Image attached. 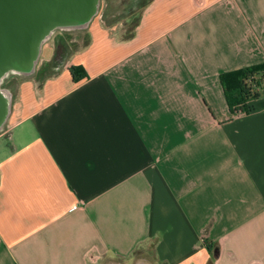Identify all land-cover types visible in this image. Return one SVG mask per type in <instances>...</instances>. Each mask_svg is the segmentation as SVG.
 <instances>
[{"label": "crops", "instance_id": "0c3cea01", "mask_svg": "<svg viewBox=\"0 0 264 264\" xmlns=\"http://www.w3.org/2000/svg\"><path fill=\"white\" fill-rule=\"evenodd\" d=\"M142 5L5 78L0 264H264V89L232 114L220 83L264 62V0Z\"/></svg>", "mask_w": 264, "mask_h": 264}, {"label": "water", "instance_id": "95a60500", "mask_svg": "<svg viewBox=\"0 0 264 264\" xmlns=\"http://www.w3.org/2000/svg\"><path fill=\"white\" fill-rule=\"evenodd\" d=\"M100 5L101 0H0V130L12 102L5 78L33 74L44 42L56 30L88 27Z\"/></svg>", "mask_w": 264, "mask_h": 264}, {"label": "trees", "instance_id": "16d2710c", "mask_svg": "<svg viewBox=\"0 0 264 264\" xmlns=\"http://www.w3.org/2000/svg\"><path fill=\"white\" fill-rule=\"evenodd\" d=\"M58 47L56 57L61 56L62 50H65L63 44ZM70 71L74 80H77L79 78V67L71 66ZM83 75L85 74L83 73ZM220 83L229 111L232 114L248 112L252 108L251 102L264 89V62L222 72ZM206 244L208 243L206 242Z\"/></svg>", "mask_w": 264, "mask_h": 264}, {"label": "rangeland", "instance_id": "374dc122", "mask_svg": "<svg viewBox=\"0 0 264 264\" xmlns=\"http://www.w3.org/2000/svg\"><path fill=\"white\" fill-rule=\"evenodd\" d=\"M144 2H146V0H101L99 13H103L104 11L110 12V15L108 16V22H110L111 20H116L117 18H123L129 13L131 14L139 12V10L142 9V4H144ZM76 31L77 30H56L52 34V38L61 35L62 39L64 38L65 40H67V38ZM107 263L108 262H106L105 264Z\"/></svg>", "mask_w": 264, "mask_h": 264}]
</instances>
